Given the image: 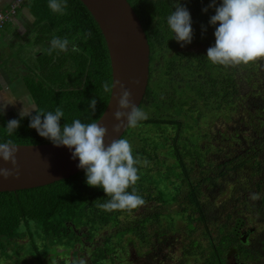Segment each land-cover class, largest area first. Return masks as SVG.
<instances>
[{
  "label": "trees",
  "instance_id": "16d2710c",
  "mask_svg": "<svg viewBox=\"0 0 264 264\" xmlns=\"http://www.w3.org/2000/svg\"><path fill=\"white\" fill-rule=\"evenodd\" d=\"M128 1L142 23L151 50L150 80L140 107L155 109L160 104L163 110L161 113L154 112L155 116L141 121L137 127L128 128L123 135L130 141L134 157L140 160L137 165L139 179L133 187L145 203L132 211L107 212L100 209L98 203L105 202L107 195L101 188L87 185L83 170L46 186L0 192V253L15 249L13 255L16 256L18 248L32 242L38 264H47L45 255L50 251L40 250L43 254H39L37 238L51 237V242L57 241V249L62 248L61 251L66 252L68 248L75 256V259L70 257L68 264H77L81 258L87 264H135L129 260L131 247L139 253L142 249L151 253L157 243L168 241L182 220L188 232H201L189 241L193 245L184 251L186 258L193 257L194 264H224L227 257L236 256L247 264H258L264 256V67L261 66L264 61L225 67L211 63L206 58L205 50H175L177 41L167 25V17L175 10L173 4L177 0ZM179 2L187 7L192 18L193 39L185 46L191 47L201 40L207 42V47L213 46L215 27L209 23L210 17L215 14V9L210 7L212 0ZM216 3L219 5L220 0H216ZM67 4L66 14L59 15L49 9L48 0L27 2L39 28V43L48 42V49L53 35L66 37L70 41L67 52L49 55L46 50L42 53L41 57L44 56L45 60L41 61L40 69L46 73L47 79L32 82L29 81L32 77L26 79L38 108L53 112L57 107L62 108L64 117L61 126L77 118L84 123L99 120L111 97L103 92V82L113 80L110 55L99 24L81 0H67ZM205 8L207 12L203 11ZM89 30L92 37L85 40L83 33ZM72 44L78 47V51L71 50ZM170 51L174 60L168 61L167 56L165 59L163 55ZM55 59L57 62L53 61ZM52 66L57 70L51 71ZM237 70L238 73L242 70L246 73L238 78ZM179 72L183 74L182 79L178 77ZM186 77L190 81H180ZM242 78L247 87L249 84L255 90L252 83L259 87L260 94H251L255 98L254 101L250 100L254 107H248L253 114L257 110L262 111V121L258 125L260 129L245 131L250 148L235 157L230 158L228 147H217V155L223 154L228 161L220 162L223 159L215 155L210 165L216 172L193 181L194 165L203 166L202 159L186 152V146L181 141L183 129H197L193 123L199 124L202 117L186 118L182 111L197 114L201 108L205 111L206 107L216 104L215 110H218L222 103H228L233 112L235 100L244 99L243 91L246 90ZM167 90L174 92L169 99L162 97ZM186 96H189V100L185 99ZM94 98L97 106L93 114L89 102ZM174 100L179 103L175 104ZM188 119H191V123ZM24 131L25 136H18ZM207 133L210 137V132ZM15 134L8 136L6 133L0 141L12 139L18 145L52 143L26 124H22ZM149 141L153 147L148 151ZM243 144L245 147L246 141L240 143L244 149ZM168 146H171L170 151L166 153ZM197 146L202 147L199 142ZM158 150L174 160L173 163L167 165L159 157ZM241 171L248 176L245 182L235 187L238 196L232 194L229 202L220 206L217 215L209 214L201 196L202 184L215 186L222 177L234 173L240 175ZM253 180L255 183H252ZM185 185H188L186 193L183 190ZM253 194L255 199L252 198ZM248 202H252L260 212L258 225L261 230L251 227L258 216L253 221L249 219L245 212L250 208H247ZM149 203L152 205L147 206ZM171 206L178 208L171 210ZM137 212L141 214L137 215ZM220 216L222 222L218 225ZM202 225L203 228L206 226L205 230L198 227ZM103 231L107 233L100 235ZM256 233L263 237H260L259 244L252 240L248 243ZM119 256L125 259L118 262ZM25 258L29 259L26 263L32 260L30 256ZM57 259L61 260V264H66L63 259Z\"/></svg>",
  "mask_w": 264,
  "mask_h": 264
},
{
  "label": "clouds",
  "instance_id": "9594fccd",
  "mask_svg": "<svg viewBox=\"0 0 264 264\" xmlns=\"http://www.w3.org/2000/svg\"><path fill=\"white\" fill-rule=\"evenodd\" d=\"M173 6L175 10L167 17V25L174 34L173 39L181 46L190 44L193 39L191 14L179 0ZM48 7L53 13L65 15L67 0H48ZM210 7L215 9V14L209 21L215 27V44L207 49L206 58L213 64L225 67L264 61V0H220L219 5L216 0H212ZM203 11L207 12L208 9ZM91 37L90 30L83 33L85 40ZM69 44L68 38L53 35L47 52L49 55L53 52H67ZM71 50L76 52L78 47L72 44ZM132 83L139 87L141 81L135 80ZM117 87L118 96L115 95ZM102 89L117 102V110L113 114L117 123L112 126V131L119 138L108 139V128L101 120L84 123L77 118L61 126L60 122L64 117L62 108L57 107L54 112L45 111L38 108L31 96L12 98L3 110L14 105L17 100L21 101L23 108L19 113L20 118H30L29 127L56 147L68 148L72 159L79 160L78 168L85 172L87 185L101 188L106 193L108 199L98 203L100 209L107 212L132 211L145 203L133 187L139 179L137 165L140 160L134 157L130 141L120 137V133L137 127L148 116L133 101L131 90L120 81L105 80ZM96 106L97 100L94 98L89 102L91 113H95ZM19 127V120L8 121L7 135L12 136ZM17 153L18 146L12 139L0 141V159L11 164V168L0 167V177L5 181L20 179ZM130 188L133 190L129 191ZM252 198H256L255 194ZM78 264L87 262L81 258Z\"/></svg>",
  "mask_w": 264,
  "mask_h": 264
},
{
  "label": "rangeland",
  "instance_id": "374dc122",
  "mask_svg": "<svg viewBox=\"0 0 264 264\" xmlns=\"http://www.w3.org/2000/svg\"><path fill=\"white\" fill-rule=\"evenodd\" d=\"M12 20L14 19L12 18L10 21ZM13 22L14 21H12L11 24L9 23L5 29L6 30L5 34L7 35L6 37H8L9 46L7 47L5 45V48H4L5 52L3 53L1 52L2 56L4 54L2 58L3 59L11 58L12 65L16 64L14 62L17 61L20 64V66L23 67L24 71L28 74L29 77H34V74H35L36 77L37 76L39 77L38 80L47 79L45 77L46 73H43L44 71L40 72V70L38 69V68H41V65H42V64L40 65L38 61L43 62L45 60L44 59L45 57L44 56L37 57L35 53L33 52V51H37L38 49L39 50L43 49V46L41 45V43H39L37 39H35L37 37V34H35L34 36L30 34L29 32H27V34H22L19 31L16 23L15 22L13 23ZM10 35L12 36L9 40ZM207 46L208 45L205 40L203 41L201 40L200 43H197L191 47L189 45L185 46V44L181 46V44L177 42L175 50L186 51L189 48L194 51L202 49L207 52V49L209 48ZM37 53L38 52H36V54ZM163 56L165 59L167 56L168 61L174 60V56H172L171 51L167 52V54H164ZM53 61L57 62V59ZM162 62H164V60ZM24 63H27L30 69H27ZM163 65H165V63H163ZM231 67H236V66H231ZM53 70H57V67L53 68L52 66L51 71ZM245 73H246L245 70H242L239 73L237 70L236 76L238 78H241L242 75L244 76ZM255 76H257L256 73H255ZM178 77L182 79L183 74L179 72ZM48 81L50 80L48 79ZM180 81L188 82L190 81V79L189 77H186L184 80H180ZM242 81H243V78L241 79V82ZM245 83H246L245 81L242 82L244 86V90H246V91H243V93L245 94L244 95L245 97L243 96L244 99L241 98V99L235 100V108L233 112L228 107V103L227 104L222 103L223 105L220 108H218V110H215L217 106L216 104L213 106L211 105V106L206 107L205 111L201 108V112L197 114L193 113L192 111H189V112L182 111L183 113L182 115H185L186 118H192L193 116L197 117V115H201V117L203 118V119L201 118L199 124L198 122L193 123L197 127V129L187 130L186 127L185 129H183L184 135H183L181 143L186 146L185 151L188 153H191L193 156L197 158L202 159L201 164L203 165V166H199V165L197 166L196 164L194 165L195 171H193L191 175L192 176L191 180L199 181L200 178H204L208 176L209 173L216 172V170L213 169V167L210 165V162L212 159L214 160V157H216L215 155H217L216 153L218 152V150H216L217 147H225V146L228 147L231 151L230 158L235 157L239 152L249 150L250 147L248 143L250 142L248 141V136L245 131L247 129H250L251 131L260 129L258 125L260 124V120L262 121V111L257 110L258 116L256 115L257 113L253 114L249 112L248 106H253V104L250 103V100L252 101L255 100V98L251 97L252 96L251 94H254L255 92L256 94H260L259 92L260 90H259L258 85L254 83L252 84L255 86V90L252 89L253 86L249 87V84H248V87H247ZM185 86H188V85L185 84ZM165 93L166 94H164V96L162 97H165L167 99L171 98V96L174 95V92L171 93V90H167ZM248 97H251V98L249 99ZM185 99L189 100V96H186ZM258 100H260L259 97H258ZM160 103L162 104V102ZM174 103L178 104L179 102L177 100H174ZM157 106L158 107L155 109L146 108L143 106L142 109L147 113L148 117H152V116H155L154 112L156 111L157 112L159 111L160 113L163 112L160 104H157ZM21 107H22L21 105H17L16 107H13L12 109H8L7 112L5 111L3 112L2 111L3 109L0 108V138H3L6 135L7 122L12 119H17L20 121V127L18 129L21 128L22 124L29 125L30 118L21 119L19 116V113L22 109ZM33 115H35V113H33ZM188 122L191 123V119H188ZM207 132H210V137H209V133ZM25 135H26V132L24 131L20 133V135L18 136H25ZM243 140L246 141V144H247V145L245 144V147L243 144L244 149L240 145V143ZM198 142L203 148L197 146ZM149 143L150 145H148L149 147H147L148 151L151 149V147H153L150 141ZM136 144L138 143L136 142ZM143 144L144 143H142L141 145ZM170 147L171 146L167 147L166 153L170 151L169 149ZM158 153H159V150H158ZM225 153H227V151H225ZM251 154L253 153L251 152ZM159 157L162 160H164L167 165H170V163H173L174 161L172 159H169L163 153H159ZM217 157L223 159L220 162L228 161V158L223 156V154L221 153L217 155ZM187 160L189 161L190 159L187 158ZM152 163L154 164V162ZM247 176L248 174L245 171H241L240 175H236V173H234V175L229 174L226 177H222L220 181H216L217 184L215 186H206L205 184H202V187H200L201 196L203 197V202L205 203L207 207L208 213L217 215V213L220 212V206L225 203H228L232 197V194L238 196L237 194L238 192L235 190V187H238L241 183L245 182V178L247 179ZM252 183H255L254 180L252 181ZM187 186L188 185H185L183 188L185 193L187 192ZM248 204L249 205L247 206V208L248 207L250 208H248L245 212H247V216L249 217V219L253 221L256 218V216H258L257 220L253 221L255 224H252L251 227L252 229H256L257 231L259 229L261 230L260 226L258 225L260 222L258 219L261 216L259 215L260 212L256 210L252 202H248ZM150 205L152 204L150 203L147 204V206H150ZM177 208L178 206L170 207L171 210H176ZM136 214L137 215L141 214V212H137ZM132 219H133V216H132ZM221 222L222 220L220 216V222L218 221L217 224L221 225ZM178 224H179V228L174 232V234H171L168 237L169 238L168 241L163 242V243L162 242L157 243L151 253L148 252L147 249H142V252L139 253L136 251L137 249L135 250L133 247H131L130 248L131 255L129 256V260L131 262H134L135 264H194L193 257L186 258L184 251H185V248L193 245V243H189V241L193 237H196V235H198L201 232L200 230L197 232L194 231L193 233L188 232L186 229V224L185 222H182V220H180ZM198 227L200 228L202 227L203 230L206 229V226H204L203 228V225L198 226ZM162 230H164V228H162ZM106 233H107L106 231H103L100 235H105ZM260 237L263 238L261 235L259 236V234L256 233V235H254L253 238L250 237L248 243H250L252 240V242H254L255 244H259V241L261 240ZM50 238L51 237L47 239H44L43 237L37 238L38 250L39 251L46 250L48 252L50 251L49 253H47V255H45L46 256L45 261H47V264H61L60 263L61 260L57 259V257L63 259L66 264H68L67 261L70 260V257H72V259H75V256L71 254L72 252H69L68 248L66 252L65 250L61 251L62 248L57 249V246H58L57 241L51 242ZM14 251L15 249L14 250L11 249V250H8L7 252L0 253V264H38V261L36 260L38 258V255L35 250L34 244L32 242H28L26 243V245H23L20 248H18L16 251V256L13 255L15 254ZM39 254H43V253H41L40 251ZM210 254H211V251L209 255ZM52 255L54 256L53 259H52ZM128 255H127V258H128ZM27 256H30L32 260L26 263L25 261L29 260L25 258ZM124 259L125 258H122L119 256L118 262L123 261ZM232 260L233 259L230 258L229 262H232ZM252 264H255V263H252ZM258 264H264V256L263 258H261Z\"/></svg>",
  "mask_w": 264,
  "mask_h": 264
},
{
  "label": "water",
  "instance_id": "95a60500",
  "mask_svg": "<svg viewBox=\"0 0 264 264\" xmlns=\"http://www.w3.org/2000/svg\"><path fill=\"white\" fill-rule=\"evenodd\" d=\"M93 15L106 40L112 78L123 83L132 92L133 101L141 106L150 80L151 50L142 23L128 0H81ZM141 81L139 87L132 82ZM119 95V88L115 90ZM117 110L115 99L109 103L99 120L108 128V139L119 138L112 126L117 123L113 114ZM127 131L120 133V137ZM106 138V145L108 143ZM17 162L20 179L3 180L0 192H12L46 186L70 178L79 173V160H73L66 147L53 143L18 145ZM0 167L11 168L10 163L0 159Z\"/></svg>",
  "mask_w": 264,
  "mask_h": 264
},
{
  "label": "crops",
  "instance_id": "0c3cea01",
  "mask_svg": "<svg viewBox=\"0 0 264 264\" xmlns=\"http://www.w3.org/2000/svg\"><path fill=\"white\" fill-rule=\"evenodd\" d=\"M14 0H0V11L4 12L6 11L11 3ZM27 2L26 1L17 11L15 17L13 18L19 31L22 34H27L29 32L33 36L35 34H39L38 30L39 28L36 25V19L32 15L31 11L27 7ZM12 21L7 22L6 26ZM13 22V23H14ZM5 28L2 30L1 36H0V108L3 109L4 107L7 106L8 102L12 98H20L23 96H32V93L30 91V87L28 82L26 81L28 74L24 71L23 67L20 66V64L15 61L14 65L11 64V58L9 59H3L2 53L5 52V45L8 47L9 46V41L7 35L5 34ZM16 35V34H15ZM12 35H10L9 40ZM38 36L35 38L37 39ZM41 43V42H40ZM41 45L43 46V49H38L37 51H33L37 57H41L42 53L47 50L48 42H42ZM9 49V48H8ZM10 50V49H9ZM20 50V49H19ZM2 52V53H1ZM36 52H38L36 54ZM30 53V52H29ZM22 54V53H21ZM39 64L41 65L42 62L38 61ZM25 67L27 69H30L27 63H24ZM41 71L40 68H38ZM38 76L34 74V77L30 78L29 81H34L38 80ZM34 99V98H33ZM17 105H21L23 108V104L21 101L17 100L14 105H9L7 108L2 110L3 112H7L8 109H12L13 107H16Z\"/></svg>",
  "mask_w": 264,
  "mask_h": 264
},
{
  "label": "built area",
  "instance_id": "2783aa9c",
  "mask_svg": "<svg viewBox=\"0 0 264 264\" xmlns=\"http://www.w3.org/2000/svg\"><path fill=\"white\" fill-rule=\"evenodd\" d=\"M28 0H14L10 7L2 12L0 11V36L8 21L15 17L18 9Z\"/></svg>",
  "mask_w": 264,
  "mask_h": 264
},
{
  "label": "flooded vegetation",
  "instance_id": "af4514ba",
  "mask_svg": "<svg viewBox=\"0 0 264 264\" xmlns=\"http://www.w3.org/2000/svg\"><path fill=\"white\" fill-rule=\"evenodd\" d=\"M201 50H202V49H199V50H196V51L198 52V51H201ZM230 258L233 259L232 262H229V259H230ZM224 264H247V263L241 261V259H239V257L236 256V257H227V258L225 259Z\"/></svg>",
  "mask_w": 264,
  "mask_h": 264
}]
</instances>
